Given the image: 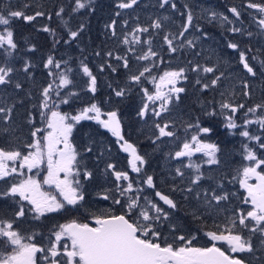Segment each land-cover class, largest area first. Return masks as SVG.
Masks as SVG:
<instances>
[{
  "label": "rangeland",
  "instance_id": "rangeland-1",
  "mask_svg": "<svg viewBox=\"0 0 264 264\" xmlns=\"http://www.w3.org/2000/svg\"><path fill=\"white\" fill-rule=\"evenodd\" d=\"M34 1L36 0H19L18 2L16 0H0V12L6 14L9 10H15L11 7V4L34 5ZM81 1L85 2L88 0ZM177 1L169 0L168 4L161 7V0H137V4L133 5L132 8L120 9L117 7L120 0H111L110 9L103 13L101 26L106 29L107 25H111L113 20L116 21L118 26L122 23L120 33L115 30L116 23L114 28L109 27L110 34L113 33V30L116 33L113 36L114 45L98 48L100 50H97V52V47L90 48L87 56H84L83 42L77 39L65 44L63 51L54 57L56 61L67 62L66 64H61V70L70 68L71 72L67 74L73 82L66 88L61 89L59 98L55 95V91L53 92V100L59 105L57 110L61 113L75 115L84 107L89 106L91 103H96L101 109V119H107L103 113L117 111L120 119L121 135L136 147L137 153L144 157L146 161L139 173L133 172L128 164L129 154L120 149V142L117 141V138L111 132L103 128L95 120L81 121L74 126L70 139L78 153V164L76 167L80 172L78 178L81 180V191L84 193L85 199L79 205L75 207L66 206V209L60 212L64 213L65 215H63L66 218L72 215V209L74 208L78 211V215L74 217H79L77 219L82 221L81 223L88 221L91 224L93 215L101 213L120 215L127 212L126 206L130 198L138 199L141 206L149 207L145 199L147 198V200L163 207L170 214V222L166 221L160 226L159 230L162 235L158 242L162 244L165 242L176 243L179 245L180 242L175 239L176 237L180 235L191 237L194 235L196 237L193 242L194 246L204 247L210 246L212 243L205 235V232L213 231L209 230V225H212L216 217H218V221L221 220L220 217H224L222 222H220L223 226L224 220L229 222L230 219H236L237 228L235 231L241 234V231H239L241 228L238 226V216L241 212L246 214V211L251 208L250 205L247 210L241 208L231 214L228 212L230 207H233L230 204L232 185L239 183L241 170L250 163L243 158V145H249L256 152L259 159H264V149L259 148L258 142L249 141L240 135V132L245 130V119L256 120L258 117L264 116V109H258L256 114L245 116L248 108L264 103V67L261 64L264 61V30H261L256 22L262 14L254 9L247 8L246 3H248V0L245 1L246 3H242V0H235L237 3L233 2L229 5L223 4L222 0H220L221 2L219 0ZM253 2L264 3V0H253ZM172 4H180V7L176 5L175 9H173ZM231 7L238 9L241 14L239 18L233 16L229 11ZM41 11H43L42 6L40 7ZM130 12L135 16L133 21H130L127 17ZM189 13L192 15L191 25L185 35L180 37L179 32L183 30L182 26L187 22ZM213 13H216V16H213ZM34 14L35 12L31 15ZM139 15L141 16L140 19H142L141 22L138 21ZM118 16L121 20H116ZM224 16L228 17V21L222 19ZM35 20L43 22L42 16L36 17ZM153 22L161 24L163 38L167 35L170 39H173V46L179 43L180 51L183 48L186 49V52L183 50L184 54L181 52L182 60L185 59V53H187L190 58L188 60L190 69L196 64L214 68V73L192 71L193 74L201 73L205 76V81L200 82L202 85L205 83L210 84L211 80L216 76L221 77L215 87L205 89V95L196 98V104L189 105L187 102L182 101L180 105H175L176 101L173 98L168 105V111L162 112L159 117L154 116L152 112L160 109V101H156L157 103L148 102L143 94L138 98V103H134V99L127 97L129 94L127 91L123 97H116L113 91V89H125L126 85L133 87L136 83L133 84L128 81L130 75H138L146 66L151 69V61H143V65H140L142 60L137 59L139 55L147 52L150 48L157 53V56L151 57V60L155 59L157 63L160 62L162 47L166 44L165 41L144 40L142 34L145 32L135 31L137 28H148L149 31L156 30L151 27ZM168 26H171L170 29H168ZM234 27L240 28L241 32H232L231 29ZM135 36H139L140 42L134 40ZM125 37H127L128 43H124ZM188 40L193 42L192 47L187 45L186 41ZM144 41H149L150 43H144ZM229 42L238 44L239 49H229L227 47ZM25 45L24 43L19 44L13 55L7 58L4 57L3 51L0 50V66L6 65L16 69L12 73V83L7 86L0 85V106L13 107L11 117L7 122L0 118V148L6 150L19 149L22 153L27 154L28 149L24 145L31 142V131L34 128L44 127L39 107L42 99L41 91L48 83L53 82V77H50L48 70L43 67L44 61L48 56L39 54L36 51H29L30 47ZM166 46L168 47L167 44ZM117 47L122 50H116L115 48ZM240 51L245 52L250 65L253 66L256 72L255 76H251L243 70L239 62ZM122 52H129L132 59V63L128 62L129 68L126 73L129 74L126 77L119 76L112 71L113 67L117 69L120 65V60H117L116 57L120 56ZM108 53H111V55H108ZM110 57L114 58V60H110ZM25 62H29L32 65L29 73L22 71ZM81 63L87 64L93 75L97 77L95 94L87 91L88 77L83 75ZM105 65L108 67L111 65V69L106 68ZM101 66H103V71H101ZM138 66H141V68ZM180 68L185 69L187 77L186 66L181 65ZM164 70L161 69L152 74L145 73L146 82L150 86L146 87L145 82H143L140 90L148 89L149 92L154 93L155 85L151 82L152 78L155 77L158 81ZM172 70L178 69L173 68L167 71ZM52 71L56 72L58 70L52 68ZM207 75H210V77H207ZM198 78V80H201V76ZM186 80L181 79L177 83V87L184 88ZM194 80L196 81L197 77ZM194 80L192 79V81ZM245 82L248 83V91L251 93L248 97L243 95ZM16 83L22 85L21 89L15 88ZM55 83L58 84L59 81L56 80ZM102 87L104 88L102 89ZM72 92L77 93V95L70 96L69 93ZM182 93H180V96ZM64 98L68 100L74 98L78 103L74 113L67 112L68 108L63 106V103H59ZM223 101L245 105L234 116V120L238 125L235 129L225 127L226 121L219 108L220 102ZM145 102L149 103V109L146 116L141 119L138 116V112ZM131 107L137 108L135 115L131 114ZM213 110L217 113L216 115H205L206 111ZM225 114H227V110H225ZM29 117L32 120L31 124L28 122ZM197 121L200 122L201 126L212 128L210 134L201 138L205 142L219 145L220 152L217 153V157L220 163L217 165L205 163L207 157L203 153H194L190 159L188 157L175 158V152L180 149L183 142L185 140L190 141L191 136L197 131L195 127L188 128V125H195ZM123 122L127 123L122 125L121 123ZM157 123L161 125L168 123V130L172 131L174 135L172 137H159V132L156 128ZM247 130L251 135L261 136L264 139V129L258 123L248 125ZM87 149H91V151ZM9 163L11 164V162ZM110 163L115 166V171L128 174L129 180L120 181L119 183L123 188H126L128 183H131L133 186L132 191L126 192L123 196L120 194L117 189L118 182L112 174V170L107 168ZM190 163L199 165V172L194 168L187 167ZM177 168L183 171V177L176 175ZM85 170L92 173L90 179H83ZM257 170H264V165ZM20 171L24 172V178L32 175L42 181L47 173V166L45 163L41 168L33 169L31 172H28L27 169ZM148 175L153 176L154 188H149L143 183ZM196 175H201L202 178L198 185H191L190 181ZM20 178L14 174L7 180H0L2 181L0 186H4L3 189L0 188V191L5 190L10 183L18 182ZM225 179H229L230 186L224 185ZM255 182L254 178L250 180V183ZM188 187L195 189L190 195L183 191ZM174 188L175 190H173ZM44 189L59 196L55 188H49L45 185ZM205 189H216L218 194H227L229 198L219 204L213 202L211 207H205L203 202ZM156 191L168 195L177 203L178 207L169 209L167 205L158 200L155 195ZM197 192L200 193V199L196 197ZM244 194L245 196L247 195L245 190ZM105 195L109 196V199L105 200L103 198ZM115 199H120L121 204H115L113 202ZM11 205L13 207H10ZM15 205L16 198H0V214H8V217L15 221L14 228L18 229L22 235L27 236L35 233V242L41 246L48 244V238L56 225L75 219L70 217L63 222L57 223L55 220L52 221V215L55 213H47L45 216L40 217L39 220H36L33 219V213L30 210L26 212L25 217L17 219L15 211L18 210L19 205L17 207ZM26 208H30V206L26 205ZM80 211L86 213V215L79 213ZM138 213L139 209H133L129 216L135 219ZM193 213H196L199 219L194 218ZM45 217L46 219H44ZM41 219L46 220V225L43 222L41 223ZM172 225H175V230H173ZM242 235L246 238L250 235L252 236V243L256 250L251 254L246 253L250 260L264 264V245L260 243L259 233L252 235L248 232V235ZM63 243L62 241L61 244ZM215 243L223 251H225V247L229 249L228 245L223 241ZM0 248L3 251L2 244H0ZM232 254L237 255V253ZM37 255L40 256V254ZM40 264H43L42 260Z\"/></svg>",
  "mask_w": 264,
  "mask_h": 264
},
{
  "label": "snow or ice",
  "instance_id": "snow-or-ice-1",
  "mask_svg": "<svg viewBox=\"0 0 264 264\" xmlns=\"http://www.w3.org/2000/svg\"><path fill=\"white\" fill-rule=\"evenodd\" d=\"M169 3V0H161L160 6L164 7ZM137 4V0H120L117 7L120 9H129L133 5ZM85 3L81 0H75V7L73 11L85 8ZM28 7L27 4L24 5ZM176 5L172 4V8L175 9ZM249 9H254L258 13L262 14L257 20V24L261 30H264V3H256L253 0H248L246 5ZM64 9L61 8L56 15L61 16ZM229 11L236 18L240 17V12L236 7H231ZM44 12L37 11L34 15H27L23 10H9L6 14L0 12V50L3 51L5 58L13 55L18 45L14 38V31L10 27L14 19H22L25 22H31L36 17L44 16ZM119 15V13H117ZM216 16V13L212 14ZM51 18V17H49ZM224 21H228V17H222ZM192 22V15L189 13L187 16V22L182 26L183 30L179 32V36L183 37L187 32ZM116 21L113 20L111 25L107 27L114 28ZM154 29L161 28L159 22H153L151 25ZM84 25L81 24L78 30H69L68 40H76L80 33L83 31ZM42 31L51 32L55 37L54 30L45 26ZM136 32H148V28H137ZM232 32H241L240 28H232ZM113 35L115 31L113 30ZM134 40L140 42L139 36H135ZM165 43L168 45L169 52H176V47L173 46V39L165 35ZM59 43V40L54 41L55 44ZM124 43H128L127 37H125ZM144 43H150L144 41ZM189 47L193 46L191 40L186 41ZM227 47L232 50H238L239 46L236 43L229 42ZM29 51H35V46H31ZM99 55V53H97ZM111 55V53H108ZM157 56L155 51L151 48L137 57L138 60L147 61L151 57ZM117 60H124L123 67L129 68L128 60L117 56ZM239 62L251 76H255L256 72L252 65H250L245 52L240 51ZM67 63L66 61H56L52 55H49L44 61L43 67L48 70V75L53 77V82L48 83L43 87L41 91L40 102V116L44 122L43 128H34L31 131L32 140L30 143H26L24 146L28 149L27 154L22 153L19 149L6 150L0 148V180H7L14 174L21 177L18 182H12L3 191H0V198H16L19 204L18 210L15 211V217L17 219L26 216L27 211L33 213V219L39 220L40 217L45 216L47 213H57L66 209V206H77L84 199V193L81 191V180L78 178L80 172L77 169V151L73 147L71 137L73 129L76 124H79L83 120H95L103 128L107 129L113 136L120 142V149L129 154L128 164L133 172L139 173L146 163L144 157L137 153L136 147L129 143L121 135L120 119L118 118L117 111H109L103 113L107 119H101V109L96 103H91L89 106L84 107L75 115L68 113H61L58 111V103L53 100V92L59 98L61 96V89L72 84V80L69 79L68 72L71 69L61 70V64ZM264 67V61L261 62ZM111 67V65H109ZM32 65L29 62H25L22 71L29 73V69ZM52 68L58 71L53 72ZM16 71L10 66H0V85L7 86L12 83V73ZM81 71L84 76L88 77L87 91L95 94L97 88V77L93 75L92 71L87 64L81 63ZM103 71V66H101ZM115 72L116 68H112ZM151 69L144 67L139 74L130 75L129 80L133 83L139 84L141 78L145 73H149ZM191 71L203 73H214V68L210 66H201L196 64L192 67ZM222 75V74H221ZM220 76H216L211 80V83L203 84V89L209 87H215ZM181 79H187L185 75V69L180 68L178 70L164 71L157 81L155 77L152 78V83L155 85V92L151 93L148 89H143L146 101L154 102L160 101V109L153 110L152 114L156 117L161 116L162 112L168 111V105L172 102L173 98L179 99V94L184 92L185 89L177 87V83ZM58 80L59 83H55ZM201 81L197 80V84ZM20 83L15 84L16 89H21ZM245 97L250 96L249 85L244 83ZM166 89V91H165ZM116 97H123L125 95V89H113ZM70 96H75L77 93H69ZM223 95V93H221ZM59 103L67 104L69 100L64 98ZM245 107L244 104H233L228 101L220 102L219 108L221 114L224 115L226 121L225 127L228 129H235L238 127L234 120L235 114ZM149 109V103L145 102L138 112V116L143 119ZM258 109H264V103L256 104L254 107H250L245 112L247 117L249 114H256ZM227 110V114H225ZM13 111V107L0 106V118L7 122ZM94 113V115H92ZM217 113L215 110L206 111L205 115L214 116ZM29 124L32 123L31 117H29ZM253 123H258L262 129H264V116L258 117L256 120L245 119V130L240 132L242 137L247 138L249 141H257L260 149H264V139L261 136L251 135L247 130V126ZM196 128V133L191 136L190 141L185 140L179 150L175 152V158L180 159L182 157H188L189 159L194 153H203L207 157L205 163L209 165H217L220 163L217 153L220 152V147L216 143L205 142L201 137L207 136L212 132L211 127L201 126L197 121L195 125L189 124L188 128ZM156 128L159 132V137H172L174 133L169 129V124L163 125L157 123ZM157 137V138H159ZM91 151V149H87ZM244 160L250 162L245 165L242 172L239 174V184L242 189L245 190L246 196L244 198L245 204H250V210L241 212L238 216V226L241 229L247 230L250 234L255 235L259 233L260 243L264 245V170L261 166L264 165V159H259L256 152L249 147V145H243ZM11 162V164L9 163ZM46 163L47 173L43 180L35 178L32 175H28L24 178V172L22 169H27L31 172L33 169H39ZM187 167L194 168L199 172V165L189 164ZM107 168L112 170V174L115 176L117 183V189L123 196L126 192H130L133 189L131 183L127 184L126 188H123L120 181H128L129 176L126 172L115 171L113 164H108ZM176 175L183 177L184 173L180 168L176 169ZM92 173L85 170L83 172V179H90ZM201 175H196L190 181L191 185H198L201 180ZM255 179V183H249L250 180ZM235 179V178H234ZM149 188H154L153 176L148 175L143 181ZM49 188H55L59 196L52 194L44 189V186ZM175 190V188L173 189ZM183 191L189 195L195 191L192 187H188ZM156 197L167 205L169 209H176L177 203L168 195L155 192ZM197 199H200V193H196ZM105 200L109 199V196L103 197ZM187 198V197H186ZM229 197L227 194H218L216 189L204 190V205L205 207H211L213 202L219 204L221 201L227 200ZM146 199L149 207L141 206L138 199H131L127 204V212L120 215L114 214H96L92 217V223H81L76 219L69 220L68 222L61 223L55 226L51 232V236L48 238V244L46 246L38 245L35 242V233L31 235H22L21 232L14 228V220L0 219V244L3 246V251H0V264H40L41 260L43 264H247L246 260L241 256L228 255L225 251L221 250L215 242L223 241L228 247L230 253H253L256 249L252 243V236L244 237L239 232L235 231L237 228V220L230 219L227 225H217V231H207L205 235L211 241L210 246L197 247L194 246V240L196 237H186L180 235L175 239L180 243H161L158 242L162 235L160 226L166 222H170V214L163 207L157 203H153ZM24 202V203H22ZM115 204H121L120 199L113 201ZM30 206V208H26ZM133 209H139V213L135 219L129 216ZM194 218L199 219L196 213H193ZM175 230V225H172ZM222 230H219L221 229ZM64 242L61 244V242ZM37 254H40L38 256Z\"/></svg>",
  "mask_w": 264,
  "mask_h": 264
},
{
  "label": "trees",
  "instance_id": "trees-1",
  "mask_svg": "<svg viewBox=\"0 0 264 264\" xmlns=\"http://www.w3.org/2000/svg\"><path fill=\"white\" fill-rule=\"evenodd\" d=\"M18 1L19 0H16V2ZM38 1L39 0L34 1V5L27 4L28 5L27 8L24 7L25 4H22V5L11 4L12 8H14L15 10H23L27 15H31L32 13L36 11H40L41 6L43 7V11L41 12L45 13V15L42 16V20H43L42 23L37 22L35 19L31 22H25L22 19H14L12 21L10 27L14 31V38L18 45L22 43L26 44L25 46H28V47H31L34 45L35 51L37 53L46 55V56L52 55L53 57H56L61 51H63V48L65 47L66 43H64V41L69 38L68 37L69 30H78L81 24L84 25V29L80 33L77 39H80L83 42L84 50L83 49L82 50L84 52L83 53L84 56H87V52L88 50H90V48L97 47L96 48V52H97V50H100L98 48H106L109 45H114V41H113L114 35L109 33L110 31L109 27H106V29H104L103 26H101V23L103 22V19H102L103 13L104 11H107L108 9H110V5L112 4L111 0H88V1L83 2L86 5L85 8L79 9L77 11H73V8L75 7V0H42L39 2ZM222 1H223V4L225 5H229L233 2L237 3L235 0H222ZM245 1L247 0H242V3ZM176 2L178 1L176 0ZM176 5L180 7V4H176ZM61 8H63L64 11L61 14V16L58 17L56 13ZM127 17L130 21H133L135 19V16L132 12H130ZM140 18L141 16L139 15V18H138L139 22H141L142 20ZM116 20H121V18L118 16L116 17ZM45 26L54 30L55 37L52 35L51 32L42 31V29ZM170 27L171 26H168V29H170ZM115 30L118 31V33H120V31L122 30V23L120 24V26H118L116 23ZM142 37L144 40L151 39L155 41L158 40L159 42L164 41L163 29L159 28L156 30L145 32L142 34ZM55 40H59V43H56L55 47H53ZM174 47H176L177 51L173 53V52H169L166 44L163 45L162 56H161V60L159 63H157L155 59L151 60L150 58L148 60L149 62L151 61L150 63L151 71L149 72V74H152L154 72L156 73L160 71L161 69H165L164 71H167L168 69H173V68L179 69L181 65L186 66L188 75H187V80H186L187 82L184 85L185 91L181 94V96L179 94L178 100L175 99L177 103V104L175 103V105H180L182 101L187 102L189 105H194L196 104L195 103L196 98H199L205 95L204 93L206 90L202 88L203 85L201 83L197 84V80L199 79L198 77L201 76L200 81H205V76H203L201 73L200 74L192 73L190 69V63L188 62L190 58L188 57L187 53H185V59L182 60V53L184 54L183 50L186 52L185 48L181 49L180 51L179 43H176ZM115 49L119 50L120 48L117 47ZM120 57H123L127 59L129 63H132L131 55L129 54V52H122ZM110 60H114V58L110 57ZM123 61H124L123 59L120 60V65L117 67L115 74H118L119 76H122V77H126L129 73H126L128 69H125L123 67V64H122ZM142 62L143 61H140V65H143ZM105 67L108 69H111L107 65H105ZM138 67L141 68V66H138ZM196 77H197V80L195 81L194 79H196ZM207 77H210V75H207ZM192 79L194 81H192ZM128 81L130 80L128 79ZM143 82H145L146 87L150 86V84L146 82V74L144 75V77L141 78V81L139 84H135L133 87L126 85L125 87V92L127 91V93H129L127 97L134 99V103H138V98L144 94V91L140 90V87L141 85H143ZM130 83H133V82L130 81ZM103 88L104 87H102V89ZM98 94H100V92H98ZM77 104L78 103L75 101V99L72 98L69 100V103L63 104V106H66L68 108L67 112L74 113V110L77 107ZM136 109L137 108L131 107V114L135 115ZM133 115H131L132 118H134ZM126 123L127 122H123L121 124L123 125ZM77 213L78 211H76L73 208L72 215L71 216L69 215L65 218L64 213L58 212L52 215L53 216L52 221L55 220L57 223H60L66 220L67 218L78 215ZM79 213L86 215V213L82 211H80ZM74 218L79 221V219H77L79 217H74ZM44 219H46V217ZM44 219H41L40 221L41 223L43 222V224L46 225V220ZM79 222H82V221H79Z\"/></svg>",
  "mask_w": 264,
  "mask_h": 264
},
{
  "label": "flooded vegetation",
  "instance_id": "flooded-vegetation-1",
  "mask_svg": "<svg viewBox=\"0 0 264 264\" xmlns=\"http://www.w3.org/2000/svg\"><path fill=\"white\" fill-rule=\"evenodd\" d=\"M1 182L2 181H0V183ZM224 183H225L224 185H227V187L231 185L230 182H229V179H225ZM249 183H250V181H249ZM3 187H4L3 185L0 186L1 189H3ZM244 198H245L244 189H242L240 187L239 183L238 184H233L232 185V189H231V195H230V204H232L233 207H230V209L228 210L229 214L233 213V211H238V209H241V208L246 209V210L250 208V204H245L244 203ZM17 201H18V197H16V205H15L16 207L19 205L17 203ZM10 207H13V205H11ZM1 208H3V207H1ZM0 218L5 219V220L10 219L8 217V214H0ZM13 218H14V216H13ZM220 218H221L220 221H218V217H216L213 220L212 225H209V230L217 231L218 230L217 229V225L223 226L222 223L220 224V222H222L224 217H220ZM84 223H88V222H84ZM227 224H228V222H226L224 220V225H227ZM219 230H222V228L219 229ZM239 231H241V234L248 235V231L245 230V229H240ZM0 251H1V248H0ZM225 252L228 255H233L232 253H230L229 249H226V247H225ZM236 256L243 257L246 260L247 264H259L257 262H254L253 260H250V258L247 256L246 253H238Z\"/></svg>",
  "mask_w": 264,
  "mask_h": 264
},
{
  "label": "water",
  "instance_id": "water-1",
  "mask_svg": "<svg viewBox=\"0 0 264 264\" xmlns=\"http://www.w3.org/2000/svg\"><path fill=\"white\" fill-rule=\"evenodd\" d=\"M158 198V197H157ZM158 200H159V198H158ZM160 201V200H159ZM161 203H163L162 201H160Z\"/></svg>",
  "mask_w": 264,
  "mask_h": 264
}]
</instances>
